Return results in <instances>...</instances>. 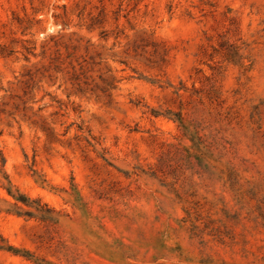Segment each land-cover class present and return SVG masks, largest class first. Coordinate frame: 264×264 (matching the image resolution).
<instances>
[{
	"label": "rangeland",
	"instance_id": "rangeland-1",
	"mask_svg": "<svg viewBox=\"0 0 264 264\" xmlns=\"http://www.w3.org/2000/svg\"><path fill=\"white\" fill-rule=\"evenodd\" d=\"M0 264H264V0H0Z\"/></svg>",
	"mask_w": 264,
	"mask_h": 264
},
{
	"label": "trees",
	"instance_id": "trees-1",
	"mask_svg": "<svg viewBox=\"0 0 264 264\" xmlns=\"http://www.w3.org/2000/svg\"><path fill=\"white\" fill-rule=\"evenodd\" d=\"M18 199H20L23 202H27L28 201L26 198H22V197H19Z\"/></svg>",
	"mask_w": 264,
	"mask_h": 264
}]
</instances>
